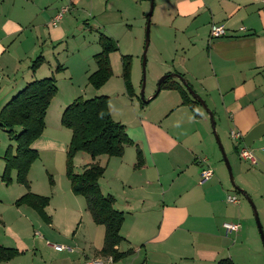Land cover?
I'll return each mask as SVG.
<instances>
[{"label":"crops","instance_id":"1","mask_svg":"<svg viewBox=\"0 0 264 264\" xmlns=\"http://www.w3.org/2000/svg\"><path fill=\"white\" fill-rule=\"evenodd\" d=\"M64 1L72 8L86 4L89 10L93 22H89L88 31L95 38L88 42L96 43L91 51L92 60L100 51L97 41L100 33L117 44L118 40L113 38L115 34L108 27L113 22L103 24L107 32L101 31L97 16L120 12L113 6L120 0H104L103 4L99 0H0V102H4L3 105L26 82L65 70L56 62L53 68L52 61L74 34L70 33L71 26L67 23L64 26L57 25L59 21L55 25L51 23ZM154 14V31L162 44L159 47L154 44L156 48L153 45V58L159 62L156 71L150 64L153 80L164 74H179L197 95L211 103L215 131L219 138L224 135V140L225 137L229 139V142L226 140L228 148L232 146L233 153H227L239 180L238 187L251 198L256 196L264 201V135L249 147L256 160L251 170L244 171L233 160L234 157L240 159L238 148L244 145V134L264 120V0H154ZM212 24L222 25L225 34L210 37ZM39 54L43 62L33 71L30 64ZM121 55L120 71L115 69L117 77H121ZM112 58L116 60L114 55ZM115 65L118 66L116 61ZM57 66L61 69L56 70ZM95 69L94 62L85 69L84 75L88 77ZM111 71L113 76L112 67ZM132 77L130 63V82L134 90ZM171 78L182 84L176 77ZM111 79L96 90L98 93L105 87L99 95L108 97L111 117L124 125L132 144L126 145L120 156L104 155L102 163L96 160L104 166L98 185L102 194L113 197L114 208L123 214L120 234L124 239L116 248L130 252L117 261L105 260L104 263L216 264L222 258H229L233 264H239L244 247H247L245 232L251 229L250 220L244 204L226 201L231 188L208 113L199 106V115L194 116L182 104L176 89L163 88L139 103L132 113L113 117L107 92L112 87L118 88V82ZM69 82L74 86L71 78ZM122 87L125 93L124 84ZM157 95L159 98L153 100ZM231 129L242 135L239 141L230 140ZM68 142L42 134L31 147L37 153L47 148L65 153ZM136 148L142 156V164L138 167H135ZM78 154L81 153L75 156ZM90 161V157L89 161L84 159L79 164L81 170ZM205 166L211 168L212 176L206 183L199 184V172ZM31 171L30 167L29 179ZM30 182L33 191L30 192L39 194L32 188V180ZM50 185L52 193L42 211L26 203L15 205V200L26 192L24 186L12 204L20 215L26 211L28 217L25 214L24 218L30 228L36 225L46 229L45 225L52 227L55 223L61 233L70 229L81 216V196L72 193L69 183L62 187L53 179ZM84 209L87 211L86 205ZM227 222L239 223V230L228 232L223 225ZM79 224L80 219L72 235ZM1 226L16 243L10 245L0 241V244L14 246L20 254L0 264H63V260H34L29 255L35 252L21 233L3 223ZM94 231L98 242L97 237L92 238L96 243L92 239H88L87 244L79 242L85 264L92 258L104 257L98 254L104 227L94 228Z\"/></svg>","mask_w":264,"mask_h":264},{"label":"rangeland","instance_id":"2","mask_svg":"<svg viewBox=\"0 0 264 264\" xmlns=\"http://www.w3.org/2000/svg\"><path fill=\"white\" fill-rule=\"evenodd\" d=\"M99 2L100 4H103L104 0H99ZM150 3L151 0H120V3L114 2L113 4V6H116L121 10L120 12L113 11L102 16H97V22L99 21L100 25L99 30L101 31L104 30L107 32V28L105 27L103 29L102 25L113 22L109 24L108 27L111 28L113 34H115L116 38H113L118 40L117 50L110 54L111 67L112 70H114L111 80L112 82L117 80L118 88L112 87V90L109 89L107 92L110 95L109 105L113 117H117L118 115L122 116V114L127 112L132 113L133 110L139 106V103L141 104V102L148 100L150 95H152L156 90L157 82L162 76L160 75L153 80V76L150 71L151 63L153 64L151 68L154 71H156V68H158L159 65V62L153 58V45L157 44L159 47L160 44H162V40L156 36L154 31V21L156 19V15L154 14L153 16L154 0H152V10L149 15L151 6ZM65 5L68 6V11L63 14L57 25L62 24V26H64L65 23L69 24L71 26L70 33L73 31L74 36H70L69 41H66V43L60 47V51L58 50L59 54L56 56L57 60L54 57L52 61L54 63L53 68L57 65L56 63H58L63 65L65 70L63 69V71L57 72L58 74L56 75L53 74L57 91L47 108L44 118V133L42 132V134L51 137H58L67 143L70 140L71 131L68 128L62 126L60 123V116L65 106L78 96L82 98H89L94 95H99L102 93L101 91H105V87H103V89L97 93V90L88 84L87 76L84 75L85 69L94 64L91 57V51H93V44H96L95 42H88L89 39L95 38V36H93L88 31L89 22H93L92 17L88 15L89 10L86 7V4H82L77 8H72L71 4L64 1L62 6ZM147 24L148 36L146 38ZM143 53L144 65H142ZM121 54L131 55L130 63L133 65L132 83L134 87V96L132 98H129L125 95L122 87V78L119 75L118 77L116 76L115 69L120 71L119 58ZM88 55H90V57ZM113 55L116 57V60L115 58H112ZM115 61L118 63V66L115 65ZM70 78L74 86L70 85ZM0 85H2V82H0ZM150 91L152 92L149 94ZM157 98H159L158 95L153 100H156ZM204 102L207 108L212 111L211 103L207 102L206 100ZM3 103L4 102H0V108L2 107ZM215 133L217 134V132ZM221 137L220 138L222 140L218 136L223 147V152L225 153L231 167V161L227 151L233 153L232 146L229 145V149L226 145V140L229 142V139L225 137L226 139L224 140V135H221ZM230 140L232 139L230 138ZM223 143H225V145H223ZM10 144H14L13 140H11L8 134L0 127V155L4 153L5 149ZM254 146L255 145L252 147ZM104 158V155H100L96 158V160H99L100 163H102ZM84 159H88L89 161V156L85 153H81L80 155L78 154V157H73V167L75 171L81 170L79 164L83 163ZM221 160V163L226 169L228 182L231 188V194L238 199V203L235 204H244L248 218L250 220L251 229L246 228L247 230L245 232L247 247H244L245 250H243V253L241 254L239 264H264V245L254 217L255 210L264 237V201L256 196H253V198L249 196L254 206V208H252L251 203L248 202L243 195L233 189L228 170L222 159V154ZM233 160L238 162L237 166L244 169V171L251 170L253 168V165H251L249 162L241 161V159H239V161L235 157ZM3 166L4 162L0 156V176ZM232 168L233 167H231V175L233 183L239 186L238 177L236 176L235 172H233ZM31 169L32 171L30 172V179L27 177L29 185L31 183L30 180H32V188L35 189V191L40 192L39 194L41 196L48 197L51 195L52 192L50 190V184L53 183V179L59 182V184L61 183L62 187L65 186V183H69L65 174V153L62 151L48 150V148L47 150L39 151L38 157L31 166ZM49 176L52 177V182H50ZM10 177L12 180L8 184L4 183L0 178V241L9 243L10 245H14L13 243H16V241L9 234H5L1 226L3 223L6 225V227L10 226L21 233V237L26 243H28V245L31 246L33 252H35V255L32 253V255H29L34 260H63V264H85L82 250L80 249L79 245L80 243L87 244L88 239L96 237L98 242L99 237L98 235L95 237L96 234H94V228L101 229L102 226L99 227L92 222L89 213L84 209V198L82 196L79 198L81 204L83 205L81 216L75 220L70 229H65L63 232L59 233L55 223L52 227L45 225L46 229L37 228L36 225H34L33 228H30L28 220L24 218L26 211L25 214L20 215V213L14 211V205L12 204V202L17 197H19V191H22V188L24 187L14 180V171L11 172ZM29 190L32 191L30 188ZM53 207L54 206L50 208L51 211L53 210ZM58 211V213L62 214L60 209H58ZM26 216L28 217V214H26ZM79 219L80 224L78 230L73 232L72 235V231L74 230ZM66 223H68V221ZM33 231H36V233L33 234ZM28 235H30V238L25 239L28 237ZM10 237L12 239H10ZM92 240L96 243V240ZM55 245H62L65 248L55 249Z\"/></svg>","mask_w":264,"mask_h":264},{"label":"trees","instance_id":"3","mask_svg":"<svg viewBox=\"0 0 264 264\" xmlns=\"http://www.w3.org/2000/svg\"><path fill=\"white\" fill-rule=\"evenodd\" d=\"M97 41L100 51L93 55L96 69L87 77L88 84L95 89L101 87L111 77L109 53L117 50L116 42L105 34L100 33ZM130 59L129 55H121V77L125 93L129 98L134 96L130 82ZM42 62L43 57L37 55L32 60L30 69L34 71ZM57 69L61 67L57 66ZM159 87L176 89L181 95L182 104H185L194 116L199 115V103L178 81L167 76ZM56 91L53 75L33 79L26 82L0 108V127L14 142L8 145L1 155L4 166L0 178L8 184L12 180L10 174L14 171V180L26 189V192L15 200V205L26 203L42 211L49 201L46 196L30 192L27 175L31 164L38 157L37 151L31 147V144L43 132L45 114ZM60 123L71 131L65 151V174L71 191L84 198L86 209L93 222L104 227L103 243L98 254L111 256L113 261H117L130 252L119 251L116 248L124 239L120 234L123 214L114 208L113 197L102 194L99 189L98 179L104 172V166L100 165L96 158L100 155L120 156L124 147L132 144V141L127 136L124 125L111 117L106 95L76 97L63 109ZM77 153H85L91 159L80 172H75L73 167V157ZM141 164V152L136 148L135 167ZM49 180L52 182L50 176ZM18 254L20 252L17 249L0 244V262L8 261ZM216 264H233V262L229 258H222Z\"/></svg>","mask_w":264,"mask_h":264},{"label":"built area","instance_id":"4","mask_svg":"<svg viewBox=\"0 0 264 264\" xmlns=\"http://www.w3.org/2000/svg\"><path fill=\"white\" fill-rule=\"evenodd\" d=\"M68 11V6H62L59 11L54 15V17L51 20V23L53 25H55L58 21L61 20L62 16L64 13H66ZM243 29V28H240ZM225 34V29L223 28L222 25H217V24H212L209 28V36L212 38H216V37H221ZM229 136L231 139L233 140H237L239 141L241 139V134L235 130H229ZM238 156L241 160L249 162L250 164L254 165L256 160L254 155L252 154L251 150L247 147H245L243 144L238 148ZM212 176V170L211 168H209L208 166H205L203 168H201L200 172H199V184H204L206 183ZM226 201L230 202V203H238V199L232 195L229 194L226 196ZM224 228L228 231V232H236L239 230L240 228V224L239 223H232V222H227L224 223ZM55 249H63L65 247L58 246L55 245L54 246ZM107 262H111L112 258L111 256H104V257H96V258H92L90 260L87 261V264H105L104 261Z\"/></svg>","mask_w":264,"mask_h":264},{"label":"water","instance_id":"5","mask_svg":"<svg viewBox=\"0 0 264 264\" xmlns=\"http://www.w3.org/2000/svg\"><path fill=\"white\" fill-rule=\"evenodd\" d=\"M150 4H151V6H150L149 15H150L151 10H152V0H151ZM147 36H148V24L146 25V38H147ZM146 41H147V39H146ZM142 58H143L142 59V65H144V53L142 55ZM167 76L176 77L177 79H179L180 82L183 84V86L188 91V93L191 95V97L194 98L200 104V106L203 108V110H205L208 113V116L210 118L211 125H212L213 134H214L216 143L218 144L219 150L221 151L222 159L224 161V164H225V166H226V168L228 170L230 182H231V184L233 186V189L236 190L237 192H239L241 195H243L246 198V200L251 203L252 208H254V206L252 204V201H251V198L249 197V195L244 190H242L236 184L233 183L232 175H231V167H230L229 161H228L225 153L223 152V147H222V145H221V143L219 141V138H218L217 134L215 133L216 131H215V128H214L212 112L207 108L204 100L191 89V87L185 82V80L179 74H164V75H162L159 78L158 82H157L155 94L160 89V87H159L160 83L162 81H164V79H166ZM155 94H153V95H155ZM262 135H264V120L259 122V123H257V124H255L250 130H248L246 132V134H244V136L242 137L244 146L249 148L251 146V144L255 140L259 139ZM254 217H255L256 225H257V228H258V230L260 232V235H261V238H262V242H263V245H264V237H263L261 226H260V223H259V220L257 218V214H256L255 210H254Z\"/></svg>","mask_w":264,"mask_h":264}]
</instances>
